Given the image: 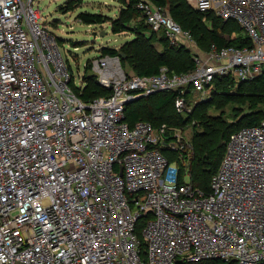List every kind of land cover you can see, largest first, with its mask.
I'll return each instance as SVG.
<instances>
[{"label": "built area", "instance_id": "obj_1", "mask_svg": "<svg viewBox=\"0 0 264 264\" xmlns=\"http://www.w3.org/2000/svg\"><path fill=\"white\" fill-rule=\"evenodd\" d=\"M188 1L235 21L248 42L203 49L164 6L139 0L194 67L138 74L100 54L90 68L110 92L86 100L36 0H0V264H264V121L231 134L205 189L190 178L183 128L126 118L143 96L174 91L184 114L217 77L264 73V0Z\"/></svg>", "mask_w": 264, "mask_h": 264}, {"label": "trees", "instance_id": "obj_2", "mask_svg": "<svg viewBox=\"0 0 264 264\" xmlns=\"http://www.w3.org/2000/svg\"><path fill=\"white\" fill-rule=\"evenodd\" d=\"M138 1L123 0L120 12L116 17L111 18V26L115 33L133 31L135 37L126 40L119 47L103 46L101 54H120L123 65L138 74L158 73L164 65L169 67L170 70L178 72L192 69L194 60L191 52L184 46L171 44L164 35L153 31L138 8ZM152 1L157 5L164 6L184 28L190 29L194 33L199 46L203 49H207L211 43L231 45L248 42V38L244 33L237 40L226 37V34L232 30L238 32L242 30L235 21L222 19L213 12L200 11L193 7L188 0ZM78 17L88 24L103 23L108 20L106 14L88 11L80 12ZM207 20L209 21L208 24L206 23ZM157 35L161 41V48L155 43ZM88 63L89 67L86 64V72L84 73L85 87L83 90L77 89L79 95L89 100L100 95L109 94L110 91L99 84L94 73H91V75L86 74L88 68L91 67V63ZM217 85L222 87L221 96L212 98L211 101L216 107L223 108L240 96L244 98V105L251 108V111L244 113L237 123L228 121L224 113L219 115H209L201 111L196 113V118L202 129L195 130L191 138L193 155L189 171L191 180L205 189L210 188L211 178L220 168L231 134L242 127L264 121V111L258 109L259 105H264V73L244 81H237L231 76L217 77L211 88ZM153 97H156V99L153 100ZM175 98L176 92L174 91H161L140 97L127 106L126 118L131 124L139 119H146L152 121L155 125L168 123L171 126L182 128L193 115L185 117L178 110H176L177 113H174V116L163 113L170 103L175 106ZM138 108H141V110L139 111ZM235 116L238 117L239 113H235ZM165 152L171 159L174 158L173 154H168V150H165ZM177 264L232 263L221 259H204L201 261L179 260Z\"/></svg>", "mask_w": 264, "mask_h": 264}, {"label": "rangeland", "instance_id": "obj_3", "mask_svg": "<svg viewBox=\"0 0 264 264\" xmlns=\"http://www.w3.org/2000/svg\"><path fill=\"white\" fill-rule=\"evenodd\" d=\"M122 1L123 0H36L35 3L41 11L43 21L48 28L52 29L58 36L63 52L67 55L78 77L77 81H79V77L86 72V64H88L89 67L88 62L102 53L103 46L119 47L126 40H130L135 36L133 31L115 33L112 29L111 18L116 17L120 12ZM82 11L106 14L108 20L103 23H85L78 17V14ZM206 23L208 24L209 21L207 20ZM241 34H243L242 30L238 32V35ZM156 37L157 39H154L155 43L161 48V41L158 39V35ZM93 72L94 70L92 68H88L86 74L91 75ZM221 90L222 87L217 85L207 92L192 93L190 95L188 103L189 111L185 112L184 116H193H191L182 127L187 139L193 137L195 130L202 129V126L196 118L197 112H206L209 115L224 113L228 121L237 123L244 113L251 111V108L244 105V98L240 96L234 101L226 104L223 108L216 107L211 101L212 98L214 99L221 96ZM152 99L155 100L156 97ZM258 109L264 111V105H259ZM138 110L140 111L141 108H138ZM176 110V106L170 103L163 113L165 115L174 116V113H177ZM235 113H239V116L236 117ZM168 154L177 155V153L171 151H169Z\"/></svg>", "mask_w": 264, "mask_h": 264}, {"label": "crops", "instance_id": "obj_4", "mask_svg": "<svg viewBox=\"0 0 264 264\" xmlns=\"http://www.w3.org/2000/svg\"><path fill=\"white\" fill-rule=\"evenodd\" d=\"M135 33V32H134ZM241 35H238V31L236 30H232L231 32H228L226 34L227 38H231V39H239ZM135 37V36H134Z\"/></svg>", "mask_w": 264, "mask_h": 264}]
</instances>
